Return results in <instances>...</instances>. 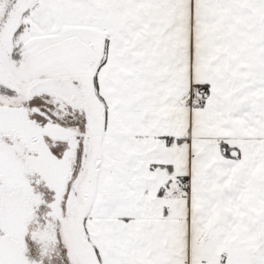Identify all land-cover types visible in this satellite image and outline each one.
Here are the masks:
<instances>
[{"label": "snow or ice", "instance_id": "1", "mask_svg": "<svg viewBox=\"0 0 264 264\" xmlns=\"http://www.w3.org/2000/svg\"><path fill=\"white\" fill-rule=\"evenodd\" d=\"M0 264H264V0H0Z\"/></svg>", "mask_w": 264, "mask_h": 264}]
</instances>
